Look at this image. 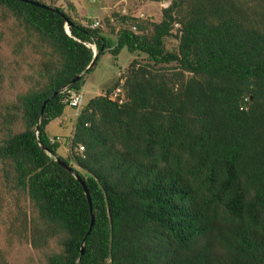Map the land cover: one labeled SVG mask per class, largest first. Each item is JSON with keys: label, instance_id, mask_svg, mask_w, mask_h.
<instances>
[{"label": "trees", "instance_id": "16d2710c", "mask_svg": "<svg viewBox=\"0 0 264 264\" xmlns=\"http://www.w3.org/2000/svg\"><path fill=\"white\" fill-rule=\"evenodd\" d=\"M33 1L46 7L0 0L17 22L14 53L45 57L36 82L0 102V164L36 212L24 220L31 246L57 240L43 263L264 264V0H170L159 21L119 17L114 40L69 1ZM123 48L145 59L82 104L58 155L47 125ZM116 87L121 103L108 96ZM54 157L88 190V233L83 187Z\"/></svg>", "mask_w": 264, "mask_h": 264}, {"label": "rangeland", "instance_id": "374dc122", "mask_svg": "<svg viewBox=\"0 0 264 264\" xmlns=\"http://www.w3.org/2000/svg\"><path fill=\"white\" fill-rule=\"evenodd\" d=\"M46 3L62 6L67 10V2L78 6L81 14H85L89 21H100L99 27L112 40L115 39L116 28L121 26L119 17L140 18L143 20L159 21L161 10L170 0H42ZM76 4V5H75ZM77 9V8H76ZM118 15L111 22L114 28L106 24L104 19ZM4 10L0 8V102L12 103L17 94L22 93L31 84L35 83L36 70L41 60L45 59L40 54V49L23 46L22 52L14 53V35L18 34L17 22L11 18H5ZM112 30V31H110ZM111 32V33H109ZM166 48L176 49L178 41L175 38H166ZM93 46V45H92ZM143 61L145 56L137 52L130 53L123 48L117 60L114 56L105 52L97 61L92 72L87 76L83 86V104L89 99L105 94L122 75L124 69L133 60ZM83 106V105H82ZM81 106V107H82ZM79 110L66 108L63 114L54 119L46 127L50 135H59L65 143L60 144L57 154L66 157L72 138L74 118ZM63 119V123L60 121ZM22 129L18 123L16 131ZM67 138V140L65 139ZM79 150V149H78ZM36 216L31 203L24 194L16 196L12 190L4 186L2 168L0 164V264H44L45 257L60 248L55 238L51 239L47 246L35 249L29 240L28 225L24 223Z\"/></svg>", "mask_w": 264, "mask_h": 264}, {"label": "water", "instance_id": "95a60500", "mask_svg": "<svg viewBox=\"0 0 264 264\" xmlns=\"http://www.w3.org/2000/svg\"><path fill=\"white\" fill-rule=\"evenodd\" d=\"M21 1H23V2H27V3H30V4H33V5H35V6L46 7L45 5L39 4L38 2H35V1H33V0H21ZM92 50H93V53H94V54H93V59H92V61L90 62V64H89V66L87 67V69L90 68V67H92V66L94 65V62H95V59H96V50H95V46H94V49L92 48ZM78 78H79V76H77L73 81H75V80L78 79ZM51 97H52V96H51ZM46 102H47V100H45V101L43 102L42 106H41V109H40V117H41L42 114H43V110H44V107H45ZM38 125H39V122L37 123L36 128L38 127ZM41 148L45 150L44 147L41 146ZM46 152H47L48 155H50L48 151H46ZM54 159H55V161H56V162H57L62 168H64L66 171L70 172V173H71V174L77 179V181L81 183V185H82V187H83V190H84V192H85V195H86V198H87V201H88V204H89V210H90V225H89V228H88V231H87V233H88V232L91 230V228H92V226H93V224H94V215H93V213H92L91 199H90V196H89L88 190H87V188H86L84 182L81 180V178L78 176V174H76V173L72 170L71 167H69L68 165H66V164H65L64 162H62L61 160L56 159L55 157H54ZM80 253H81V254L83 253V245H81Z\"/></svg>", "mask_w": 264, "mask_h": 264}, {"label": "built area", "instance_id": "2783aa9c", "mask_svg": "<svg viewBox=\"0 0 264 264\" xmlns=\"http://www.w3.org/2000/svg\"><path fill=\"white\" fill-rule=\"evenodd\" d=\"M100 25V21L99 20H96L92 23V27H97ZM91 48L94 49V46L90 45ZM122 93V90L120 87H116L108 96H109V99L114 101V100H117L118 103H121L122 102V96H120V94ZM69 104L71 107L75 108L76 110H78L82 104H83V96L81 93L79 94H74L72 95L70 98H69ZM50 142L51 143H60V144H63L64 141H62V139L59 137V136H56V137H51L50 138ZM83 148L80 146L79 147V150H82Z\"/></svg>", "mask_w": 264, "mask_h": 264}, {"label": "crops", "instance_id": "0c3cea01", "mask_svg": "<svg viewBox=\"0 0 264 264\" xmlns=\"http://www.w3.org/2000/svg\"><path fill=\"white\" fill-rule=\"evenodd\" d=\"M75 5H76V4H75ZM76 8H77V13H78L79 16L86 17L85 14H81V13H80L79 8H78L77 5H76ZM60 123H61V124H64L65 122L63 123V119H62V120L60 121ZM49 135H50V134H49ZM50 136H59V135H50Z\"/></svg>", "mask_w": 264, "mask_h": 264}, {"label": "clouds", "instance_id": "9594fccd", "mask_svg": "<svg viewBox=\"0 0 264 264\" xmlns=\"http://www.w3.org/2000/svg\"><path fill=\"white\" fill-rule=\"evenodd\" d=\"M94 46V45H93Z\"/></svg>", "mask_w": 264, "mask_h": 264}]
</instances>
